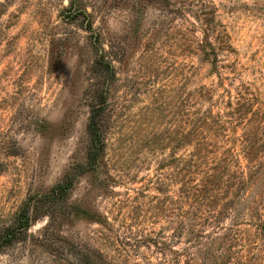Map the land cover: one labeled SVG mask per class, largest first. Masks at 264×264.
<instances>
[{
	"label": "rangeland",
	"instance_id": "1",
	"mask_svg": "<svg viewBox=\"0 0 264 264\" xmlns=\"http://www.w3.org/2000/svg\"><path fill=\"white\" fill-rule=\"evenodd\" d=\"M36 196L0 264L72 259L49 222L105 264H214L237 216L222 252L264 264V0H0V238Z\"/></svg>",
	"mask_w": 264,
	"mask_h": 264
},
{
	"label": "trees",
	"instance_id": "2",
	"mask_svg": "<svg viewBox=\"0 0 264 264\" xmlns=\"http://www.w3.org/2000/svg\"><path fill=\"white\" fill-rule=\"evenodd\" d=\"M216 59L217 58L215 57L214 60ZM99 112L100 110L98 111V113ZM98 116L99 115L93 114L91 121L89 123V132L91 134L92 141L94 144V149L91 152V159L94 161L98 159L102 151L101 133L96 124V118ZM241 183L243 185L241 188H239V190H236L237 193L244 190L245 188L244 185H246L247 180L246 181L243 180ZM70 188H71V182H67L65 184H60L58 186H55L51 192L50 197L51 198H61L62 196H65L67 194ZM34 202L35 203L44 202V198H40L36 196L34 199L28 200L27 203L20 209L19 214L17 216L16 227L14 229H9L6 232L5 236L3 238H0V250L3 248V246L9 245L14 241L19 240L20 237H17V236H20V234L24 233L27 235L30 228L38 220L39 216H42V215H39V210H37L36 208L35 209L38 212L37 215H32V211H31L32 203ZM229 206L230 208L234 209L237 207V204H235L234 201H231ZM250 213L252 214L251 211ZM44 216H48V215H44ZM216 222H218V224L220 223L219 220ZM247 222L248 221L246 219H240L237 216L234 223L230 227V229L226 230L227 232L224 234L222 238L220 237V235H216V237L212 240L211 252L213 254L212 259L214 261V264H229L232 262L230 250L226 249V250H223L222 252V249H224L225 245L229 242V240H231L232 235L236 234L234 231L235 228H238L239 226L244 225ZM249 222H251V220H249ZM50 228H51V223L49 222L45 229V236H44L45 240L42 239L41 243L43 244V246H46L48 244L52 245V243L56 244L58 242H61V244L59 245L57 244V246H61L60 248L62 249V251L63 252L66 251V254L68 255V257L72 258V259H64L66 264H105L102 261H98L96 257L89 251L82 250L80 247L76 245L69 244L67 243V241H64L65 239L61 237L55 238L56 235L54 231L51 234H49ZM218 228H221V226ZM263 230H264V227H263Z\"/></svg>",
	"mask_w": 264,
	"mask_h": 264
}]
</instances>
